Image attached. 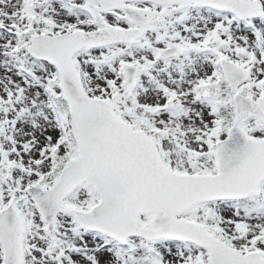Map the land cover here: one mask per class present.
Returning a JSON list of instances; mask_svg holds the SVG:
<instances>
[{
    "label": "snow or ice",
    "instance_id": "snow-or-ice-1",
    "mask_svg": "<svg viewBox=\"0 0 264 264\" xmlns=\"http://www.w3.org/2000/svg\"><path fill=\"white\" fill-rule=\"evenodd\" d=\"M0 264H264V0H0Z\"/></svg>",
    "mask_w": 264,
    "mask_h": 264
}]
</instances>
